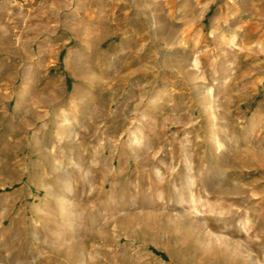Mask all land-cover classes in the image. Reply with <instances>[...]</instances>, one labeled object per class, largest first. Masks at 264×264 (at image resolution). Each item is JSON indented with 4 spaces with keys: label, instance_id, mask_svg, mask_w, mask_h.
Here are the masks:
<instances>
[{
    "label": "rangeland",
    "instance_id": "obj_1",
    "mask_svg": "<svg viewBox=\"0 0 264 264\" xmlns=\"http://www.w3.org/2000/svg\"><path fill=\"white\" fill-rule=\"evenodd\" d=\"M0 264H264V0H0Z\"/></svg>",
    "mask_w": 264,
    "mask_h": 264
},
{
    "label": "trees",
    "instance_id": "obj_2",
    "mask_svg": "<svg viewBox=\"0 0 264 264\" xmlns=\"http://www.w3.org/2000/svg\"><path fill=\"white\" fill-rule=\"evenodd\" d=\"M159 254H161V255H164L163 253H161V252H158Z\"/></svg>",
    "mask_w": 264,
    "mask_h": 264
}]
</instances>
